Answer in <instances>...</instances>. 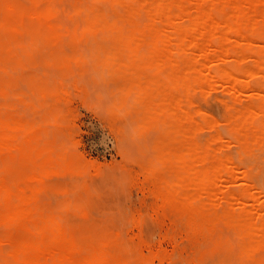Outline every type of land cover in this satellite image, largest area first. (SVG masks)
I'll return each instance as SVG.
<instances>
[{"label": "bare ground", "instance_id": "6f19581e", "mask_svg": "<svg viewBox=\"0 0 264 264\" xmlns=\"http://www.w3.org/2000/svg\"><path fill=\"white\" fill-rule=\"evenodd\" d=\"M24 2L0 0V72L9 74L10 60L21 59L15 41L19 36L30 37L31 49L52 47L49 60L58 68L86 66L85 53L54 50L68 34L79 46L94 49L93 65L103 66L110 77L138 87L152 76L159 78L152 87L134 89L133 103L121 98L125 113L134 111L144 127L160 123L175 135L159 149L161 166L152 174L158 196L193 220L194 231L216 227L214 207H226L222 220L234 229L243 263L264 264V0ZM66 3L72 7L71 27L56 20L68 9ZM25 57L33 58L32 53ZM9 91L8 80L0 79L5 98L0 107V225L7 229L0 235V264H129L84 245L80 232L36 203L37 181L53 162L67 163V156L42 144L41 125L24 123L13 113ZM124 93L129 96L131 90ZM213 101L224 106L223 122L212 112Z\"/></svg>", "mask_w": 264, "mask_h": 264}, {"label": "rangeland", "instance_id": "374dc122", "mask_svg": "<svg viewBox=\"0 0 264 264\" xmlns=\"http://www.w3.org/2000/svg\"><path fill=\"white\" fill-rule=\"evenodd\" d=\"M20 1H25L26 4L28 0ZM66 4L68 9L56 20L71 27L73 25L70 17L72 7ZM29 38L19 36L15 40L21 59L12 58L9 62L11 64L9 74L4 75L0 72V79L8 80L10 84L7 99L14 107L13 113L24 123L41 125L42 144H49L58 151V154L67 156V163L62 165V161L59 160L53 162L42 180L37 181L36 184L40 190L37 191L36 203L40 208L49 212L53 211L56 220L68 223L80 232L84 241H87H83L84 245L94 247L97 252L115 254L129 264H161L162 262V264H188L190 258L191 264L192 262L193 264H246L243 263L240 247L237 243L235 244L237 237L234 229L222 220L226 207H214L216 227L211 228L212 231L205 229V232L204 228H201L202 231H194L193 220L190 221L186 214L175 207L164 204L158 196L157 184L152 174L161 166L158 162L160 161L158 160L159 149L167 145L175 135L164 131L160 123L156 126L157 128L144 127V121L137 122L134 111L125 113L121 102L129 98L130 103H133L135 90L140 87H152L159 78L152 76L138 87L136 83L132 85V82L128 80L119 79L116 76L110 77L108 70L103 66L93 65L94 49L82 44L79 46L68 34H64L61 46L54 50L60 49L66 54L85 53L86 61H88L83 67L74 65L71 69L58 68L50 61L52 47H49L46 42V49H31L28 47V42H31ZM28 53H32V59L28 60L25 57ZM96 86L99 89H95ZM94 89L97 94L94 93L96 92ZM127 90H131L129 96L124 93ZM66 92L70 96V98L67 97L68 99L65 98ZM79 95L81 96L78 98ZM122 97L125 98L121 99ZM4 102L5 98L0 96V107L4 106ZM64 102L68 107L64 106ZM213 105V114L223 122L224 106L219 101H213ZM22 111L23 113L19 115ZM66 120L67 123H65ZM131 137L134 138L131 139ZM68 149L70 151H67ZM130 161L131 165L133 163L132 167L129 165ZM133 161H136V165ZM147 165L149 167H146ZM134 166L140 168L137 170ZM155 166L156 168H153ZM2 169L3 166L0 165V172ZM174 179L177 180V177ZM25 189L27 191L26 187ZM236 208L239 210V207ZM203 219L207 220L206 217ZM186 222L190 224L187 225ZM20 231L27 234L33 233L26 229H20ZM6 232V227L0 225V235ZM140 242H142L141 245ZM196 244L201 245L197 248ZM203 244L205 248H202ZM234 247L238 250H234ZM196 248L199 250L197 251ZM167 258L170 260L168 261Z\"/></svg>", "mask_w": 264, "mask_h": 264}]
</instances>
